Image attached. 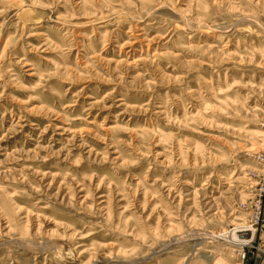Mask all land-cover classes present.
I'll return each instance as SVG.
<instances>
[{
	"label": "rangeland",
	"instance_id": "obj_1",
	"mask_svg": "<svg viewBox=\"0 0 264 264\" xmlns=\"http://www.w3.org/2000/svg\"><path fill=\"white\" fill-rule=\"evenodd\" d=\"M0 264H264V0H0Z\"/></svg>",
	"mask_w": 264,
	"mask_h": 264
},
{
	"label": "water",
	"instance_id": "obj_2",
	"mask_svg": "<svg viewBox=\"0 0 264 264\" xmlns=\"http://www.w3.org/2000/svg\"><path fill=\"white\" fill-rule=\"evenodd\" d=\"M234 237L241 239V240H247L251 241L253 239V230L252 229H241L234 232Z\"/></svg>",
	"mask_w": 264,
	"mask_h": 264
}]
</instances>
